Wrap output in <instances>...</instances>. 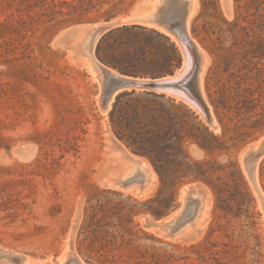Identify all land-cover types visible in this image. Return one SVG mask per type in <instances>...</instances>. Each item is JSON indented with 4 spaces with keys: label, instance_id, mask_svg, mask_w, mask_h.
<instances>
[{
    "label": "rangeland",
    "instance_id": "rangeland-1",
    "mask_svg": "<svg viewBox=\"0 0 264 264\" xmlns=\"http://www.w3.org/2000/svg\"><path fill=\"white\" fill-rule=\"evenodd\" d=\"M146 1L0 0V264H95L79 248L89 201L106 188L142 202L158 193L160 181L150 160L131 154L112 131L109 111L115 98L101 109L97 69L102 70L94 60L95 54L100 58L99 43L93 57L87 52L90 34L84 27ZM148 1L153 10L157 0ZM192 1L188 25L205 60L200 81L213 118L211 129L222 133L210 94H218L223 84L231 87L226 93L231 94L241 81L259 100L247 115L258 123L237 148L212 154L193 145L190 149L196 158L238 164L253 197L252 216L237 209L224 214L208 184L186 180L175 188L174 200L161 216L182 201L177 210L181 218L186 199L201 197L193 220L181 229L177 224L173 234H157L145 226V219L160 216L141 209L135 223L156 238L162 253L181 257L177 262L200 264V256L214 253L216 259L205 264H264V114L256 116L264 112V0ZM177 6L169 4V13ZM187 77L179 80L185 87ZM251 146L252 178L242 160ZM133 158L151 172L142 188L119 182L132 172ZM184 185L196 188L189 194L183 190L180 197ZM197 244L200 252L193 250ZM72 252L77 258H66Z\"/></svg>",
    "mask_w": 264,
    "mask_h": 264
},
{
    "label": "trees",
    "instance_id": "trees-1",
    "mask_svg": "<svg viewBox=\"0 0 264 264\" xmlns=\"http://www.w3.org/2000/svg\"><path fill=\"white\" fill-rule=\"evenodd\" d=\"M98 55L122 72L152 76L173 72L182 60L179 46L168 34L141 24H122L109 30L99 42ZM237 84L234 93L226 94L231 87L223 84L218 94H210L222 125L221 134L210 129L186 102L172 95L150 90H125L117 95L109 111L112 131L131 150L150 160L158 173L160 188L143 202L111 188L103 189L89 201L79 248L90 261L184 264L177 262L181 257L174 253H162L156 238L138 228L135 216L141 209L161 216L174 200L175 188L186 180L208 184L215 195L216 208L224 214L237 209L240 214L252 216L253 197L238 164L196 158L190 149L193 145L212 154L237 148L257 125L247 115L257 108L259 98L253 94L254 89L241 86V81ZM259 114L264 112L256 116ZM228 132H233L229 140ZM200 246L192 245L196 252H200ZM200 257V264L211 257L216 259L214 253Z\"/></svg>",
    "mask_w": 264,
    "mask_h": 264
},
{
    "label": "bare ground",
    "instance_id": "bare-ground-1",
    "mask_svg": "<svg viewBox=\"0 0 264 264\" xmlns=\"http://www.w3.org/2000/svg\"><path fill=\"white\" fill-rule=\"evenodd\" d=\"M172 2H176L178 6L174 10V13H171V12L169 13V11L171 10L168 11V5L171 4ZM193 6L194 5H193L192 0H157L156 7L153 10H150L149 9L150 5H149L148 10L149 12H153L155 17L159 19H163L164 21L171 22L173 24V27H175L178 33H180L182 36L181 41L178 40V43L184 50L185 69L179 75H177L176 78L177 80H182L185 76L188 75V77L186 78L187 86L185 87L184 85H179V86L165 89L163 91L165 93L168 92L169 94H173L175 97L184 100L186 103L191 105L192 108H194L196 111L201 113V116L208 115L213 123V118H212L209 105L204 99V96L201 91L202 84L200 81V78H201L200 76H201V70H202V67L205 61L204 56L201 52V49L197 41L190 34V28L188 25L190 16L193 15L192 14ZM146 24L152 27L154 26V24L152 23H146ZM160 29L164 32H168V31H165L163 28H160ZM89 36H90L89 39L85 38V39H88V51L87 52L90 53L94 57L93 49H94V45L99 36L95 39H93V36L91 34ZM94 60L96 62L95 64L98 65L99 69H101L102 72L107 74L108 76L107 77L108 78L107 87L110 90V94H113L112 96L115 98L114 93L118 90H121L120 88H117V77H120L121 74L114 68L104 65L101 62L97 61L95 57H94ZM106 109H102V110L104 111ZM212 128L215 129L214 125L212 126ZM133 162H134V168L132 172H130V174L124 176L123 178L119 179V182L121 185H128V184L131 185L133 183H136L142 188L148 182L149 178L151 177V172L146 166L142 164V160L133 158ZM201 199H202L201 197H196V196L188 197L186 199L184 203V208H182L183 209L182 216L181 218H178L180 219V222L178 223L179 225L177 226V228L181 229L185 224H187L189 221L193 220L197 216ZM13 255L7 253V256L12 257ZM71 257H76V254L72 252L70 255L66 256V258H70L73 260V258Z\"/></svg>",
    "mask_w": 264,
    "mask_h": 264
},
{
    "label": "water",
    "instance_id": "water-1",
    "mask_svg": "<svg viewBox=\"0 0 264 264\" xmlns=\"http://www.w3.org/2000/svg\"><path fill=\"white\" fill-rule=\"evenodd\" d=\"M147 3H149L148 0L145 3H142L136 7L131 8L129 11L119 16H114L111 18L99 20L97 22H90L85 26V29L88 34H91L93 36V39L99 36L97 39L96 45H98L102 37L109 30L116 27L117 25H122V24H141V25L147 26L146 23H152L154 24L153 27L157 29L163 28L165 31H168L170 34L174 35L177 40L181 41L182 36L180 33H178L177 29L173 27V24L169 21H164L163 19H159L155 17L153 12H149ZM81 52L83 54V49L81 50ZM181 53H182V60L179 66L176 67L175 70H173V72L162 74V75H157V76L138 75V74L122 72L121 70L115 68L114 66H111L103 62L96 54H95V57L102 64L116 69L121 74L120 77H117V88H120L121 90L120 92L115 94V98H116L118 94H120L121 92L125 90H150V91L165 93L163 90L181 85V82L177 80L176 78L177 74L181 73L185 69L184 51L181 50ZM97 71L99 75L98 77L103 87L102 93L100 94V97H99L100 106H101V109H106L110 103V99L113 94H110V90L107 87L108 85L107 74H105L104 72L98 69ZM198 115L200 116V114ZM201 119H203V121L211 129V127L213 126V123L210 117L208 115H203ZM260 145L262 146L264 145V137L261 139ZM125 146L129 149L131 153L142 156L134 152L133 150H131L126 144ZM254 151H255L254 146L248 147L245 150V153L242 159L250 178H252L253 176V169L249 164V160H250V156L252 155ZM116 185H117L116 182L112 183V186H116ZM195 188L196 187H193L191 185H184V188L182 187L181 189L182 191L184 190L186 194H189ZM182 191L180 190V194H179L180 197L182 196ZM181 206H182V201L176 209H174L172 212H170L167 215L160 216L155 219H145V226L157 234H164V235L173 234V231H174L173 229L178 224L177 210H179ZM50 264H53V263H50ZM56 264H59V263H56Z\"/></svg>",
    "mask_w": 264,
    "mask_h": 264
}]
</instances>
